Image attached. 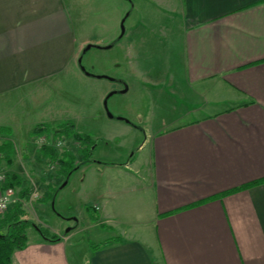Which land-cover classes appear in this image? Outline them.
Masks as SVG:
<instances>
[{
  "label": "crops",
  "instance_id": "obj_1",
  "mask_svg": "<svg viewBox=\"0 0 264 264\" xmlns=\"http://www.w3.org/2000/svg\"><path fill=\"white\" fill-rule=\"evenodd\" d=\"M133 5L139 20L101 48L115 52L87 65L130 69L157 102L148 151L88 175L83 202L107 234L82 256L68 229L27 237L12 264H264V0ZM83 46L64 0H0V106L74 70ZM26 188L24 206L45 200Z\"/></svg>",
  "mask_w": 264,
  "mask_h": 264
},
{
  "label": "rangeland",
  "instance_id": "obj_2",
  "mask_svg": "<svg viewBox=\"0 0 264 264\" xmlns=\"http://www.w3.org/2000/svg\"><path fill=\"white\" fill-rule=\"evenodd\" d=\"M64 1L76 37L84 43L83 48L87 44L100 47H92L84 54L82 48L78 56H82L81 64L90 75H86L77 63L74 70L32 89L22 104L18 105L13 97L9 100L11 105L0 106V116H4L11 128L9 132L0 131L1 137L8 135L11 138V142L5 141L0 151L12 158L11 165L2 163L0 167L8 173L19 174L22 179L21 187L35 188L39 195L45 191L53 193L51 200L32 202L31 206L23 205L25 211L22 218L29 223L26 236L32 238L39 234L35 225L48 235L53 232L66 234L71 229L68 243L72 245L71 249L75 254L79 252L82 256L88 242H98V237L107 234L102 226L91 224L97 212L83 202L88 175L93 172L101 174L100 171L105 170L103 164H123L136 158L139 153H147L148 133L143 122L151 120L158 107L154 111L157 102L144 92L143 86L130 69L124 66L123 69H118L113 62L93 67L87 65L89 54L98 56L115 52L114 47L101 48L122 40L131 26L139 20L134 10L135 0ZM124 87L127 88L126 91L121 92ZM112 91L114 93L106 99ZM105 99L106 107L103 103ZM65 122L73 123L76 132L82 136L88 135L93 142L89 147L90 160L80 164L67 179L54 172L58 168L55 162L39 157L37 144L34 143L36 136H46V140L53 144L52 147L58 150L69 149L74 153L79 144L64 134L57 137L51 133L33 131L37 125L55 128ZM58 141L59 145H55ZM76 157L81 161V154L77 153ZM98 163L102 164L101 167L98 165V171L91 169ZM18 192L19 189L15 188L16 198ZM78 216L81 220L76 224L73 219Z\"/></svg>",
  "mask_w": 264,
  "mask_h": 264
},
{
  "label": "trees",
  "instance_id": "obj_3",
  "mask_svg": "<svg viewBox=\"0 0 264 264\" xmlns=\"http://www.w3.org/2000/svg\"><path fill=\"white\" fill-rule=\"evenodd\" d=\"M33 131L35 133L38 131L51 133L57 137L64 134L79 144L76 153L69 149L58 150L52 146H42L39 148V157L46 158L57 164L58 168L55 170L57 175H62L65 179H67L69 174L74 169L78 168L80 164L90 160L89 147L93 144V142L90 140L88 135L82 136L80 133L76 132L73 129L72 123L65 122L55 128H51L50 126H36ZM3 145L4 143L0 146V149ZM77 153L78 155H82L81 161L77 160ZM21 183L22 180L19 175L11 174L7 175V179L2 185L3 188L12 187L14 189H19V198L2 216L0 215V230L3 228L5 229L3 232L0 231V264H12V253L26 245L27 236L25 231L29 223L22 217L24 215L23 199L27 196L28 188L21 187ZM43 196L45 200H51L53 193L46 191ZM35 228L45 239L52 241L58 239L56 234L48 235L47 232L43 231L38 225H35Z\"/></svg>",
  "mask_w": 264,
  "mask_h": 264
},
{
  "label": "built area",
  "instance_id": "obj_4",
  "mask_svg": "<svg viewBox=\"0 0 264 264\" xmlns=\"http://www.w3.org/2000/svg\"><path fill=\"white\" fill-rule=\"evenodd\" d=\"M35 143L40 148L42 146H53L49 140H46V136H36ZM57 143V144H56ZM55 145H59V141L55 142ZM7 176L5 172L0 170V215H3L8 208L15 203L18 199L14 196V189L12 187L3 188L2 185L6 181ZM36 198V195H33Z\"/></svg>",
  "mask_w": 264,
  "mask_h": 264
},
{
  "label": "water",
  "instance_id": "obj_5",
  "mask_svg": "<svg viewBox=\"0 0 264 264\" xmlns=\"http://www.w3.org/2000/svg\"><path fill=\"white\" fill-rule=\"evenodd\" d=\"M122 32H123V30H122ZM91 47H97V46L92 45V44H87V45L83 48L82 52H83V53L86 52V51L89 50ZM108 47H110V45L103 46L102 48H108ZM97 48H100V47H97ZM78 64H79V66H80V69H81L86 75H90V73L87 72L86 69L84 68V66L81 64V57L78 58ZM100 77H102V76H100ZM126 89H127V88L124 87L123 90H121V92H125ZM113 93H114V91L110 92V93L107 95L106 99H107L110 95H112ZM106 99H105L104 102H103L105 107H106ZM108 116H109V117H112V115H111L110 113H108ZM120 119H123V118H120ZM64 184H66V182H65Z\"/></svg>",
  "mask_w": 264,
  "mask_h": 264
}]
</instances>
